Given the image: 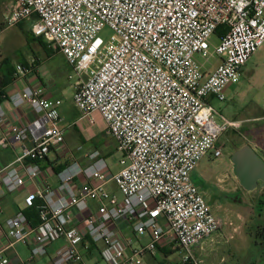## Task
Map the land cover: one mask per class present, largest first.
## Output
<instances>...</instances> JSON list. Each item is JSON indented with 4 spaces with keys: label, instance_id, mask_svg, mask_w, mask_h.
<instances>
[{
    "label": "built area",
    "instance_id": "1",
    "mask_svg": "<svg viewBox=\"0 0 264 264\" xmlns=\"http://www.w3.org/2000/svg\"><path fill=\"white\" fill-rule=\"evenodd\" d=\"M12 2L3 27L35 17L31 34L58 50L77 78L73 104L79 120L91 125L98 113L121 159L112 173L98 150L82 151L84 164L69 157L61 101L44 97L41 86L10 99L19 115L25 106L35 114L27 123L9 124L0 105V148L31 143L0 168V186L15 193L34 185L22 204L34 207L38 219L31 227L22 209L5 220L0 264H7V250L29 237L32 256L64 241L52 264L81 263L85 238L99 247L106 264H142L145 254L175 245L184 252L181 264H200L192 250L217 233L221 221L192 174L205 156L222 157L223 135L241 126L219 116L210 101H225L227 88L239 83L242 67L264 43V0ZM105 28L108 38L100 36ZM219 28L224 34L212 46ZM212 58L218 64L210 70ZM28 71L15 67L17 76ZM51 153L68 158L55 188L41 184L40 163ZM110 183L121 200L108 191ZM119 223L147 242L131 248L117 231Z\"/></svg>",
    "mask_w": 264,
    "mask_h": 264
},
{
    "label": "rangeland",
    "instance_id": "2",
    "mask_svg": "<svg viewBox=\"0 0 264 264\" xmlns=\"http://www.w3.org/2000/svg\"><path fill=\"white\" fill-rule=\"evenodd\" d=\"M22 23L23 28L19 25L0 28L1 37L4 40L3 51L9 56L10 61L13 56L18 55V51L25 54L29 53L30 47L33 50L40 47L30 35L31 27L28 21L25 20ZM109 35L111 32L107 28L100 32L102 38H108ZM216 43L217 40L213 38L212 46ZM210 63L212 67L208 69L212 70L218 64V59L212 58ZM231 90L233 93L224 102L214 101L213 104L217 107L216 112L219 116L238 121L241 126L236 130H229V133L227 131L221 140L225 142L230 136L235 137V143L226 149H229L227 151L229 153L244 144H250L264 159V43L257 48L242 67L241 79ZM72 94V91L66 88L61 95L62 105L59 108L60 127L64 131L68 156L76 158L84 164L81 152L98 150L105 159L109 170L112 173L118 171L121 153L116 150V141L106 133L103 122L102 125L96 123L93 130L86 131V140L80 137L78 131L73 127L76 110L71 103ZM81 125L86 129L85 121H81ZM262 145L263 148L260 147ZM79 148L81 149L79 150ZM55 156L54 153L50 154L51 158ZM59 158L65 161L68 159L64 156ZM192 180L213 215L221 221L218 237H215L210 246H206L207 256H211L212 263L264 264V232L262 231L264 229V188H257L252 192L242 190L232 174L230 163L223 156L220 158H213L211 155L205 156L192 174ZM107 189L119 200L122 199L121 193L113 183L108 184ZM210 195H214L217 199L212 200ZM255 211L263 212L261 222H257L254 218L256 217ZM171 249L172 253L167 256L168 258L164 262H154L152 259L146 258L143 259L142 264L181 263L184 257L183 250L178 247ZM96 259L99 264H106L100 257H96Z\"/></svg>",
    "mask_w": 264,
    "mask_h": 264
},
{
    "label": "crops",
    "instance_id": "3",
    "mask_svg": "<svg viewBox=\"0 0 264 264\" xmlns=\"http://www.w3.org/2000/svg\"><path fill=\"white\" fill-rule=\"evenodd\" d=\"M12 3V0H0V28L3 27V18L6 14L9 13ZM26 21H28L29 26L32 27L35 21V17L26 19ZM19 26L23 28L24 25L21 22ZM31 37L34 38V41L38 42L40 46L39 49L33 50L30 47L29 53L25 54L21 51H18V55L13 56V59L10 61L9 56L3 51L4 40L2 39L0 32V105L3 107L4 111L8 115L9 124L19 122L27 123V121L35 115L28 106H25L19 115L17 111H14L11 104L10 99L27 87L35 88L41 86L45 90L44 97L49 99H58L60 101L62 93L65 92L66 88H68L73 93L71 103L73 108L75 109L73 104V95L77 78L74 75L72 68L68 65L66 59L60 52L51 48L42 40H38L32 35ZM17 65H21L25 68H28L29 71L22 76H17L15 72V67ZM232 87L233 86L227 88L226 99L233 93V91L231 90ZM214 101L215 100H211L210 103L216 109L217 107L213 104ZM74 120L75 122L73 127L78 131L80 137L85 140L87 139L85 136L86 131H88V129L89 131L93 130V127L96 125V123H100L102 125L103 122L101 116L98 113H94L93 124L90 125L86 122L87 127L85 129L81 125V121L79 120V113L77 110L76 118ZM8 123L7 126L9 125ZM30 144V141L27 140L21 144L14 145L13 148H0V168L12 162L18 155H20L21 149L23 147H29ZM260 147L263 148V145ZM47 159L40 163L42 170L45 171V176L42 177L41 184H46L52 188H55L57 186L56 174L59 173L58 168L66 161L61 160L59 157L56 156L51 158L50 154L48 155ZM61 162L62 164H60ZM33 189L34 185H26L24 188L19 189L15 193H7L5 189L0 186V237L3 239L4 242L6 240L4 237L5 220L7 218L13 217L18 211L24 209L22 204V198L27 192H30ZM255 214L256 217L254 218L257 220V222H261L263 212H256ZM117 231L121 236H124L125 238L131 241V248L143 246L147 242V237L134 236V233L130 225L128 224L119 223L117 225ZM219 233L220 230L217 232L216 235H212L209 239L203 241L199 246L193 248L192 252L195 260L199 261L200 263L213 264L211 256H207L208 251L206 250V246H210V244L213 243L215 237H218ZM88 242L89 239L85 238L83 239V243L80 246V251L82 253L83 260L79 264H99L98 260L96 259V257L99 258V247L93 244H89ZM63 244V240H60L55 243H48L45 245L44 255L32 256L31 249L34 247L35 243L33 242L32 237H29L25 245H15L13 249H9L4 253V257L7 259V264H28L30 262L34 264H52L55 252L61 246H63ZM85 246H88V248L86 249ZM173 247L177 246L175 245ZM173 247L160 246L162 250L160 251L158 249L155 255L151 256L145 254L142 258V263L146 258L152 259L154 262H164L168 258L164 255V253L170 252L172 250L171 248Z\"/></svg>",
    "mask_w": 264,
    "mask_h": 264
},
{
    "label": "water",
    "instance_id": "4",
    "mask_svg": "<svg viewBox=\"0 0 264 264\" xmlns=\"http://www.w3.org/2000/svg\"><path fill=\"white\" fill-rule=\"evenodd\" d=\"M230 163L242 190L252 192L264 188V159L250 144L235 149L230 155Z\"/></svg>",
    "mask_w": 264,
    "mask_h": 264
},
{
    "label": "trees",
    "instance_id": "5",
    "mask_svg": "<svg viewBox=\"0 0 264 264\" xmlns=\"http://www.w3.org/2000/svg\"><path fill=\"white\" fill-rule=\"evenodd\" d=\"M224 34V29L223 28H219L216 33H215V39L218 40L222 35ZM32 35V34H31ZM33 36V35H32ZM34 37V36H33ZM36 38V37H35ZM38 40H41L39 38H36ZM48 161V159H47ZM67 165V162H64V164L60 165L58 168V171L60 172L61 170L64 169V167ZM24 216L26 217L28 224L33 227L36 226L38 219H37V213L34 207H29L24 209L23 211ZM262 229V228H261ZM262 231L264 232V229H262ZM178 247V246H177ZM160 251L162 250L161 248H158ZM178 249H180L178 247ZM177 250V249H176ZM172 253V250L170 252H165L164 255L165 256H169Z\"/></svg>",
    "mask_w": 264,
    "mask_h": 264
},
{
    "label": "flooded vegetation",
    "instance_id": "6",
    "mask_svg": "<svg viewBox=\"0 0 264 264\" xmlns=\"http://www.w3.org/2000/svg\"><path fill=\"white\" fill-rule=\"evenodd\" d=\"M229 132L230 131H228V133ZM235 141H236L235 137L230 136L225 142H223V155L222 156L225 157L228 160L229 163H230V155H231V153L227 152L229 149L228 150H226V149H227V147L230 148L231 144L235 143ZM230 166H231V163H230ZM209 197L212 200H214V199L216 200L217 199V197H215L214 195H210ZM228 200H230V199L228 198Z\"/></svg>",
    "mask_w": 264,
    "mask_h": 264
}]
</instances>
